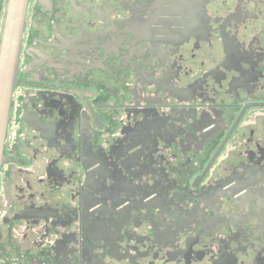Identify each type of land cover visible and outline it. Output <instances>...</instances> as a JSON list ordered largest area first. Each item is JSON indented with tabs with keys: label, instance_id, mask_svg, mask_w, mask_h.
Here are the masks:
<instances>
[{
	"label": "flooded vegetation",
	"instance_id": "obj_1",
	"mask_svg": "<svg viewBox=\"0 0 264 264\" xmlns=\"http://www.w3.org/2000/svg\"><path fill=\"white\" fill-rule=\"evenodd\" d=\"M11 5L0 264H264V0Z\"/></svg>",
	"mask_w": 264,
	"mask_h": 264
},
{
	"label": "water",
	"instance_id": "obj_2",
	"mask_svg": "<svg viewBox=\"0 0 264 264\" xmlns=\"http://www.w3.org/2000/svg\"><path fill=\"white\" fill-rule=\"evenodd\" d=\"M24 0H12L11 5V14L12 18L10 20V27L8 31V35L6 36V42H5V48H4V54H10L13 53L15 50L14 46V36H15V30H16V24L19 20L16 21V19H19L21 16L20 7L23 5ZM26 2V0H25ZM16 52V51H15ZM12 57H2L1 65H0V72L3 73L2 79L0 81V96L2 97L5 89V96L7 93V87H8V76L10 77L9 81V88L11 89L12 86Z\"/></svg>",
	"mask_w": 264,
	"mask_h": 264
}]
</instances>
